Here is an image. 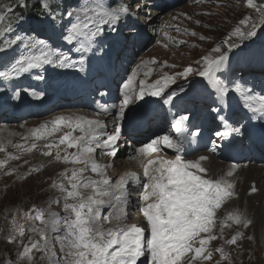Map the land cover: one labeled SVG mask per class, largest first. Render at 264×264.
I'll return each instance as SVG.
<instances>
[{
	"label": "snow or ice",
	"instance_id": "obj_1",
	"mask_svg": "<svg viewBox=\"0 0 264 264\" xmlns=\"http://www.w3.org/2000/svg\"><path fill=\"white\" fill-rule=\"evenodd\" d=\"M38 2L41 9L51 16L50 0ZM199 2L200 0H197V3ZM14 6L25 8L27 4L25 0L10 2L0 0V31L7 33L12 30L10 18L15 11ZM245 6L254 9L255 18L245 16L239 20L238 24L243 25L244 30L240 26H235L228 39L232 37H237L240 41L251 39L256 35L258 27H264V3L257 5L254 0H246ZM127 14L126 7L121 6L116 10L107 8L102 3L90 6L85 0V3L76 9L75 14L68 13L70 26L69 24L62 26L61 39L67 45L75 44L73 51L87 52L102 32L103 26L108 25L114 30L121 16ZM51 18L55 20L54 16ZM16 19L20 20V17ZM199 38L205 39L203 36ZM225 44L228 51L222 52L221 46L217 45L211 51L218 53V56L202 57L200 70L194 73V70L188 67L177 75L186 76L189 73L198 75L206 81V87L212 90L215 99L220 102H223L230 92L235 93L245 109L264 118V95H256L252 90L242 88L239 83H235L230 89L217 75L224 72L229 61V52L239 47V44L228 43L227 40ZM17 45L21 54L0 66L2 81H11L45 65L58 68L75 66L68 62L67 55L51 47L48 41L32 35L17 34L13 38H4L0 42V53H6ZM152 62L155 63V60ZM80 63L82 64L83 60ZM140 68L141 65H137V68L133 69L132 75L121 88L122 99L118 106L113 105L116 111L110 112L107 107L102 109L115 120L111 132L105 133L106 125L103 122L77 118L75 127L83 135L71 137L68 134L60 138L59 144L67 143L68 148H77V152L70 156L66 153L63 162L83 165L59 173L67 180V187L57 181H53L52 184V187L62 194L60 199L64 201L63 210L67 215L48 213L46 217L44 209L33 207L23 214L26 220L32 222L27 228L13 217L9 232L4 238L7 243H15L17 246L16 264H35L34 252H40L42 254L40 258L46 261V264H204L213 256V251L208 245L210 241L217 239V235L213 234L217 221L221 230L230 226L226 221L245 229L253 224L251 218L238 210L227 212L223 220L218 216V210L238 195L234 190L236 186L234 173L237 165H230L222 175L212 178L208 175L209 169L202 166V162L209 160L208 156L188 158L185 148L188 139L185 136L188 115L178 114L174 117L171 127L177 134L176 139L171 135L158 136L143 147L135 149V153L130 155V159L138 161L142 167L143 180L134 172H125L113 182L106 173V168L113 165L99 164L93 158V153L97 150H100L101 155L110 158L117 156V151L121 147L122 122L126 119V110L130 105L143 100L145 95L160 97L163 105L173 103L176 93H166L162 96L164 87L172 77L165 76L164 85H161L159 80L154 84L145 85V81L140 80L138 92L132 87L133 80L138 74L137 69ZM151 71L149 69L144 75L147 77ZM38 78L43 79L42 76ZM29 94L39 98L35 92ZM212 111L218 112V109L213 108ZM219 120L224 131L216 132L217 137L224 139L232 134L242 135L241 128L231 126L226 117L220 116ZM64 121V117H58L52 123L58 126ZM71 126L69 124V127ZM40 127L43 129L45 126ZM38 131L32 130V135L40 139L42 136L37 135ZM55 131L56 127H53L51 132ZM196 136V132L191 133L193 140ZM160 145L171 149L174 158L158 157L147 159L146 163L139 159L159 152ZM54 146L58 147L53 144L45 145L48 149ZM3 150V146L0 145V151ZM215 150L214 142L209 151ZM43 155H51V151L44 152ZM56 160H61L59 152L56 154ZM0 167H3L2 162ZM89 170L98 178L86 177L84 173ZM68 171H71L70 176L67 174ZM255 192L257 188L252 186L249 194ZM133 196L136 198L132 199ZM137 209L142 214L144 223L129 224L130 213ZM37 221L43 227H37L35 225ZM26 232L33 233L38 239L28 236V243H23ZM241 235L242 233L237 231L225 243L234 245ZM220 238H223L222 231ZM248 239L251 240L253 237L249 236ZM53 240L59 245V256L53 250L54 246L51 243ZM215 252L220 254L221 260L228 258L223 248H216ZM217 264H221V261H217Z\"/></svg>",
	"mask_w": 264,
	"mask_h": 264
},
{
	"label": "rangeland",
	"instance_id": "obj_2",
	"mask_svg": "<svg viewBox=\"0 0 264 264\" xmlns=\"http://www.w3.org/2000/svg\"><path fill=\"white\" fill-rule=\"evenodd\" d=\"M164 1V3H166V1L172 2L174 6L170 9L173 13L169 14L167 10L166 12H162V16L158 18V21L155 24L156 27L153 29L154 32L157 33V35L153 39L154 41L149 39V41L146 43L147 45H145L143 49H141V47L139 46V41L144 37L146 38L147 32L150 33L151 31L149 27H146V31L144 29V33H138L139 37L135 38V44L133 48H135L139 52L136 53L134 58H136L137 60L136 64L141 65V68H143H140L141 72L144 69H151L152 71L149 75L154 76V74L157 73V76L153 77L152 79L160 77L161 80H164L165 76L172 77V80L167 83L168 89L166 92L176 93L177 95L174 97V100L178 96L186 92H192L190 94L193 95L194 101L187 102L188 106H191V111H189L188 113L190 121L192 120L194 121V123H199L205 126L210 125L214 121L216 114L220 110V101H217L215 99V94L212 93V90L206 87V82L203 81V79L199 76L194 79H191L190 77H193L195 75L194 73L198 71L199 68H201V65L203 63L202 57L209 56L211 58H215L219 55L218 53H213L211 51L212 48L220 45L222 52L228 51L225 44L226 40L228 43L239 44V47L233 48L232 51L229 52V60L235 57H241L256 53L260 56L259 58H257V65L253 66V68L249 67L248 69H244L242 65L239 67L240 63L238 62V64L233 69V75H236V77L239 79H241V77H246L247 80H251L252 88L250 90H253L258 95H264V45H257L246 50L240 49L245 45L250 46L252 43H254L253 41L258 42V39L260 40V38L264 34V27H258L256 29V35L251 39H247L244 41H240L237 37L228 39L229 33L235 26H240L241 29L244 30V26L238 24L239 20L243 19L245 16H252L254 18L256 16L254 9H250L245 6L246 0H200L199 3H197V0ZM5 2L10 1L5 0ZM87 2L89 5L91 4L90 6H95L98 3H102L105 7L116 10H118L121 6L128 9L129 7H133L136 3H139L140 10H138V7L136 9L138 11H135V15H133L134 11H131V25L135 27V30H137L138 27L143 26L144 19L148 16L145 11L147 9H154V7H152L151 5H143L144 3H148V0H87ZM50 3L51 5L57 4L61 8V10H57L55 13L51 11V16H54L55 20H53L51 16H49L48 12H43L49 18L45 19V16L39 22L40 25L38 26L41 30L40 32H36V29L32 30L27 26L26 22L22 21L19 24L18 29L15 31L7 33L0 31V42H2L4 38H13L17 34L32 35L39 39H43V34H52L56 36V32L62 31L63 25L69 24L68 13L72 12L75 14L76 9L83 5L85 3V0H50ZM254 3L259 5L260 3H264V0H254ZM166 5L164 6V8H166ZM123 17L125 16H122L117 21L114 28L124 24L125 19L123 20ZM108 28L110 29L108 25L104 27L103 31L105 32H103V34L108 33ZM174 28H177L179 30L178 33H171L170 30H174ZM161 32L163 33L165 42L159 41V34ZM191 33H195L196 35L193 36ZM201 36H203L205 39L201 40L199 38ZM169 38L175 39L174 42H172V45H168L167 43ZM47 41L49 43L51 42L50 40ZM99 42L101 43V45H104L106 43V40H100ZM126 43L131 44L132 42L127 39ZM260 44L261 43L259 42V45ZM10 50L12 52H15V55L12 56L13 58H17L21 54L18 45ZM124 53L126 55L128 54L129 56V54H132V51H130L129 53L128 51H126ZM123 55H121V57H123ZM153 60H155V63L152 62ZM197 61H199L200 63H197ZM244 61L246 62V60ZM130 62L134 63V60L132 59ZM229 63L230 66H232L233 61H229ZM116 65L121 66L120 61L116 62ZM188 67H191L194 70V73H189L186 76L177 75L178 73L184 72V70ZM51 73L52 75H54V73L59 72L56 70H52ZM130 74L131 71L127 73L128 76ZM177 81H179L180 83H178ZM124 83L125 82H123L118 88V93H120V90L123 87ZM234 83L231 85L232 88L235 85ZM177 84L181 85L178 86ZM137 85H140L139 82H137ZM199 86L201 87L199 88ZM135 90L137 92L139 91V89ZM164 94L166 93H162V95ZM149 101L152 102V99L147 97L143 100H140L135 107L137 108ZM213 108H217L218 112L212 111ZM174 112L175 110H168L169 115ZM106 118L107 116H104V119L102 121L106 120V123L108 122L107 124L109 126H112L114 122H110L109 120L107 121ZM127 121L128 119L124 123H127ZM172 121L173 119L169 118L168 126L171 129ZM35 123H38V121H30V119H28L21 124L6 126V128L8 129L11 128L10 132L12 131V137L7 136L6 138L15 139V133L17 131H21L25 128L34 129ZM4 125H6V123L2 120V124L0 125V127H3ZM217 126L218 125L215 124L210 127V133L213 136V140L218 138L215 135V133L217 132ZM195 127L198 126L195 125ZM4 128L5 127H3L2 129ZM191 130H188V133H190ZM30 134L31 133H29L28 135L21 134L22 136L20 135V138L18 139L29 141ZM3 140L4 139H0V145H2L4 149L3 151H0V162L3 163V167H0V264H16L17 246L15 243H7L4 238V236L9 232L12 219L13 217H16L18 223L24 224L25 228H27L32 223L31 221L26 220L23 214L29 212L31 209H33V207L37 209H44L46 217L48 213H56L60 216L67 215V213H65L63 210L64 201L60 199L62 194L56 188H53L52 184L53 181H57L58 183H63L65 187H67V180H64L59 175V173H61V170L62 172H64L66 169H69L72 166L63 164V166L61 167L59 161L63 160V157L66 153L68 155L72 154L74 148H68L70 150H66V152L60 153L61 160H53L51 165H53L54 167H60L56 168L54 171L52 168L53 166H48L47 164L46 166L44 164L45 161H47L46 159L50 158V156L45 157L46 159H43L44 157L42 156V152H37L36 148H32L31 151H29V149H18V151L20 152L18 154L16 153V151H12V149L10 148V146H12L10 140ZM14 141L15 140H13L12 143H14ZM63 145L64 144H60V146ZM13 148H18L17 146H15V143L13 144ZM250 148L254 149L255 146L250 145L249 150ZM45 149L48 148L45 147ZM35 151L37 152V154ZM254 151L255 149L250 152V155H253ZM157 153L158 152L151 153L150 157L156 156L155 154ZM9 157L15 158L9 159ZM96 157L98 156L96 155ZM39 160L44 163L40 164ZM143 160L146 163V160L144 158ZM137 166L140 167V165L137 164L131 166L130 168H136ZM125 169V166L122 164V170ZM69 172L71 171H68V175ZM141 174L143 175V170L141 171ZM238 192L239 191H236V193ZM238 194V200L237 197H235V201L233 200V203H227L226 208L223 210V218L226 216L227 212L238 210L252 220H254V216L256 215V219L257 217L258 219L254 220V224H252V227L250 225L246 229L242 226L232 224L231 221H226V223L230 225L228 227L238 226L239 228L248 230L247 234L245 236L241 235V237L234 245H227L225 243V241L230 239L232 236H230L229 231L226 230V235H224V228L222 229L223 238H220L221 227H219L220 223L219 221H217L216 228H213V234H215L216 232L217 239L214 241H210L208 245V248L213 251V256L209 261H205L204 264H217V261H221V264H264V232H262L264 231V229L262 230V227L264 228V223L263 219H261L262 216L260 215V213L253 210L251 212V210L246 206V201H243V199L240 198V192ZM135 198L136 197H133L132 199ZM232 207L235 209H233ZM32 215H34V212L32 213ZM130 215L131 219L128 220V223H136L139 225L141 216L139 210L137 209L131 212ZM256 221H259V223H257ZM35 225L37 227H43V225H41L38 221L35 222ZM217 227L219 228L217 229ZM28 236H33L34 239H38V237L33 233L26 232V235L23 238V243H28ZM249 236L253 237V239L249 240ZM19 239L20 238H18L17 242H19ZM51 243L54 246L53 250L57 253V256H59V245H57L54 240ZM216 248H223L228 258L221 260L220 254L215 252ZM41 255L42 254L40 252H34L35 264H46V261L41 260Z\"/></svg>",
	"mask_w": 264,
	"mask_h": 264
},
{
	"label": "bare ground",
	"instance_id": "obj_3",
	"mask_svg": "<svg viewBox=\"0 0 264 264\" xmlns=\"http://www.w3.org/2000/svg\"><path fill=\"white\" fill-rule=\"evenodd\" d=\"M151 1L152 0H150L148 3H144L143 5L148 6L150 5ZM164 2L165 1L162 0V3ZM136 4L133 6L135 9L133 7L128 8L129 13L125 17L122 18L123 20L125 19L123 25L115 27L114 30L113 29L110 30L108 28L110 31L108 30L107 31L108 33L106 32L107 34L105 33L103 34V32H105L103 31L104 27L107 25L103 26V30L100 33V35H98L97 38L93 41V43L95 44V47L98 50L97 54L101 56L104 61L108 60V56L110 54L111 55L116 54V59H117L116 62L120 61L121 66L124 68L123 70L124 71L123 81L125 80L124 82H127L128 77L132 75L133 69L137 68V64H136L137 60L136 58H134V56L139 51L133 48L134 43H135L134 39L136 38L138 33H144V29L146 31V27H149L151 32L150 33L147 32V37L146 38L144 37L143 42H141L142 43L141 49H143L145 45H147L146 43L149 41V39L153 40L154 37L157 35V33H155L153 29L156 27L155 24L158 21V18L162 16V12L164 11L166 12L167 10V12L171 14L173 12L171 11L170 8L174 6L172 2L169 1L166 8L161 7L160 6L161 4L157 3V7H155L153 10L147 9L146 10L147 12L145 11V13H147L148 16L146 15L147 17L144 19L143 26L141 28L140 27L138 28L140 31L136 32L135 27L131 25L132 23L131 22V11H134L135 13V11L140 10L139 3H136ZM152 5L154 4H151V6ZM163 6H165V3ZM138 7L139 9L136 10ZM179 10H182V9H179ZM38 25L40 24L36 23L33 26L35 27ZM62 31L56 32V36L52 34H43V39H45L46 41L50 40L51 42L49 44L51 47L57 48L62 54L67 55L69 58L68 62H72L71 64H74L75 65L74 67L58 68V67H53L51 65H45L40 69H34L30 73L22 76L24 78L25 77L30 78L36 83H40L41 87L43 88V93H38L37 91L32 90V89H17L15 91H9V89H6L0 84V125L2 124L1 119L11 116L9 113H11L12 110L16 112V109H18L20 106L23 107L24 104L27 103L28 101L37 99V98H34L32 95H30L29 92L37 93L39 96L37 100H42L46 103L45 104L46 109L43 114L33 113L28 110H24L22 113L18 114L17 118L5 119L6 125L3 126L5 128L2 129L3 127H0V139H4L3 141L10 140L12 144L10 148L12 149V151H16V153L18 154L20 153L18 149L24 150V149L36 148L37 152L39 153L42 152V156L44 157L43 159H46L45 157L50 156V158L46 159L47 161H45V163L39 160L40 164L44 163L45 165L47 164L48 166H53L51 164L53 160L56 159L57 152H59V155H60V153L65 152V150H70L67 147V143H65L63 146H60L59 142H57L60 140L62 136L70 134L71 137H79L83 135V133L78 128L75 127L77 118H83L84 120L103 122L106 125V128L104 131H106L107 133L111 132L113 130L115 120L112 115H109L108 113H104L102 109L107 107L109 108L110 112H114L116 111V109L113 107V105L118 106L120 103V100L122 99L120 97V93H118V87H120V85L122 84V81H121V84L119 83L116 86L115 93L113 94V99L107 102V104H103V105L94 104L91 106H85V104H83L82 101L79 100L81 97L79 95V92L75 84L70 81L71 77L74 78L76 83L84 82V81H94L96 77L100 76V73H101L100 68H97L100 65L96 63L94 58L91 57L87 52L73 51L76 45L75 44L67 45L61 39ZM170 31L171 33H178L179 30L177 28H174V30L172 29ZM159 38L158 39L161 42L165 40L162 32L159 34ZM127 39L131 41L132 43L131 44L126 43ZM100 40H106V43L104 45L103 44L101 45V43L99 42ZM174 40L175 39L169 38L167 42L168 45H172V42H174ZM13 48H15V46H13ZM126 51H128V53L132 51V54H129L128 56V54L126 55L124 53ZM13 55H15V52H12L11 50H8L6 53H0V64L3 65V64L8 63L9 61H12L14 59L12 57ZM121 55H123V57H121ZM131 55H132V58H131ZM259 57L260 56L257 53L249 54V55L241 56V57H235L229 60V61H233L232 66H230V63L228 61V63H226L224 72L218 73L217 75L222 80H224L225 84L230 89H232L231 85L234 82L239 83L244 89H251L252 88L251 80H247L246 77H243V78L241 77V79L237 78L236 75L235 76L233 75V69L238 64V62L240 63L239 67L242 65L244 69H248L249 67L253 68V66L257 65V61H258L257 58ZM132 59L134 60V63L130 62ZM81 60H83L82 64L80 63ZM244 60H246L248 64ZM52 70H56L59 73H54V75H52L51 73ZM90 70H97L98 72L96 74L90 73L87 75V77H85V74L89 72ZM148 70L144 69L141 72L140 69H137L138 74L136 75L132 83V87L134 89L140 88V85H137V82H140V80H144L145 85L154 84L156 81L159 80L161 82V85H164V80H161L160 77L152 79L153 77L157 76V73L154 74V76L148 75L146 77L144 75V72ZM198 70H200V68ZM129 71H131V74L128 76L127 73ZM40 76H42L43 79H39L38 77ZM197 76L198 75H194L193 77H190V78L194 79ZM177 82L180 83L179 81ZM177 85L179 86L181 84H177ZM167 86L164 87L165 93H167L166 92L168 89ZM252 92L258 95L253 90ZM147 97H149L150 99H153L154 102L156 101L158 103V105H153L151 103H148L146 105L147 108H145V111H144V114H145L144 120L145 122H148V124H151L153 126V128L150 129L152 132H153V129H155L156 126L158 125L156 114L158 116L160 115V113H162L163 118H165V116L167 117V115H166V112H164V110L165 111L175 110L174 115L173 116L170 115V119L176 117L178 114L188 115L189 111H191L190 110L191 106H188L187 102L194 101L193 96L189 92L178 96L175 100H173V103L171 105L170 104L163 105L162 99L160 97H152V96L145 95L144 99ZM77 98L79 99L76 100ZM138 103L139 101L129 106V109L126 110V118L130 111H133L132 114L136 111V110L134 111V108L135 106H137ZM140 113L142 112L140 111L139 114ZM104 116H107L106 118L107 121L109 120L110 122H114V124L112 126H109L107 124L108 122L106 123V120L102 121L104 119ZM220 116L226 117V119L228 120L231 126L241 128L242 135L236 136L235 134H232L224 139H221L218 137L217 138L218 141L217 140L215 141L216 150L214 152L209 151V149L213 147V143H214L213 136L210 133V127L217 124L218 132L224 131L223 125L220 123V120H219ZM58 117H64L65 121L57 126L53 124L52 122L55 120V118H58ZM28 119H30V121L32 120L38 121V123H35L34 129L25 128L21 131H17L15 129L17 131L15 133L16 138L15 139L6 138L7 136H11V133H12V131L10 132L11 128L8 129L6 128V126L21 124V123H24ZM125 120L122 122V124L125 122ZM166 121L167 123H169V117H167ZM69 124H71L72 126L69 127ZM41 125H44L45 127L41 129L40 127ZM195 125L198 127H195ZM53 127H56V131L54 133L51 132V129ZM186 127L187 129L185 130V136L188 139L185 143V148L187 149V152H188V158L189 159H192L193 157L198 158L200 155L208 156L209 160L206 162H202V166L209 169L208 175H210L212 178H216L219 175H222L223 172L226 171L230 165L232 164L237 165V170L234 173V179L236 181V186L234 190L240 192V196H241L240 198L243 199V201L244 200L246 201V206L251 210V212L253 210L255 212L260 213V215L262 216L261 219H263V223H264V153L261 151V148L264 147V118H262L259 114L251 113L247 109H245L240 101V98L235 93L230 92V94L224 98V101L220 102V110L216 114L214 121L210 125L205 126L199 123H194V121L192 120L190 121V118H189V121L186 122ZM128 128L129 126L125 125L122 131H126ZM167 128L168 126H165L163 128L158 127L156 128V130L160 134H170L171 133L170 135L175 137L176 133H173L172 131H170L169 133L167 131ZM32 130H39L37 132V135H41L42 138L37 139L36 136L34 135L31 136ZM188 130H191V132L188 133ZM192 132L197 133L195 140L191 138ZM29 133H31L29 135L30 136L29 141L18 139L20 138L21 134L28 135ZM144 133L148 134L147 131H145ZM158 133H156L155 131L153 134H158ZM13 140H15L14 141L15 146L20 145L21 147L14 149L13 148L14 143H12ZM121 140H124V139L121 138ZM151 140L153 139L149 138L147 140L142 141L140 146L143 147L146 143H149ZM46 144L58 145V147L54 146L50 150H48V149H45ZM33 145H35V147H33ZM250 145L257 147L258 153L255 156L250 155V152H251V150H249ZM162 149H163V145H160V151H163ZM166 149L165 151H163V153H161L162 154L161 156H164V154H169V151H166ZM47 151H51V155H48V156L43 155V153ZM75 152H77V148H74L73 153ZM70 155L71 154H69V156ZM96 155L98 157H96ZM130 155L131 154H127L124 148L120 147L117 151V156L115 158H110L108 156L101 155L100 150H97L95 153H93V158L99 164L113 165L112 167L106 168V171H108L106 173L108 177L111 178V180L114 182L115 179H117L120 175L124 174L125 172H134L140 176L142 167L140 166L141 167L140 168L139 166H137L136 168L134 167L130 168L131 165L139 164L137 161L130 159ZM158 157L160 156L150 157L149 155L145 157L144 159L147 161V159H156ZM166 157L173 158L172 156H166ZM125 161H129V163L124 165L126 169L122 170V164ZM59 162H60L61 167L63 166V164L71 165L72 167L69 168V170L73 168L83 167V165H74L71 163H65L63 162V160ZM52 168L55 171L56 168H60V167L53 166ZM70 175H71V172H69V176ZM84 175L86 177H92L94 179L98 178L90 170L85 172ZM140 178L142 180L144 179L142 174ZM252 186H255L257 188V192L249 194ZM234 199L235 198L231 199L228 202L233 203ZM237 200H238V197H237ZM227 203L223 205L220 210H218V215L221 220L224 219L223 210L226 208ZM230 210H231V207H230ZM105 211H107V209H105ZM256 216H254V220L256 219ZM259 221L258 222L256 221V222L259 223ZM143 223H144L143 217L141 214L140 224H143ZM214 227L216 228V225ZM219 227H217V229ZM263 229L264 228L262 227V230ZM225 230L229 231L230 236L235 235L237 231L241 232L242 236H245L248 231V230L239 228L238 226H232V227L226 226L224 227V230H223L224 235H226ZM203 235L205 234H202V236ZM215 235H217L216 232H215Z\"/></svg>",
	"mask_w": 264,
	"mask_h": 264
},
{
	"label": "trees",
	"instance_id": "obj_4",
	"mask_svg": "<svg viewBox=\"0 0 264 264\" xmlns=\"http://www.w3.org/2000/svg\"><path fill=\"white\" fill-rule=\"evenodd\" d=\"M10 1V0H9ZM27 7L25 8H20V7H15V11L12 15V17L10 18L12 20V25L13 27L17 26L18 22L20 20H17L16 17H20L21 18H26L28 20H34L39 18L40 14H42L41 12H43V10L41 9L40 3L38 2V0H25ZM56 8V7H54ZM254 43H252L250 46L245 45L244 47H242L243 49L245 48H250L256 44H258L259 42H264V34L263 36L260 38V40L258 39V42L253 41Z\"/></svg>",
	"mask_w": 264,
	"mask_h": 264
}]
</instances>
